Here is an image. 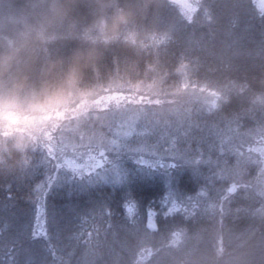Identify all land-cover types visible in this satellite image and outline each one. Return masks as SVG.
I'll return each mask as SVG.
<instances>
[{"label": "trees", "instance_id": "trees-1", "mask_svg": "<svg viewBox=\"0 0 264 264\" xmlns=\"http://www.w3.org/2000/svg\"><path fill=\"white\" fill-rule=\"evenodd\" d=\"M248 2L160 0L126 37L98 45L102 56L87 83L103 99L87 118L113 111L92 132L109 134L119 97L121 106L126 101L142 106L137 132H145L151 144L179 149L184 161L199 162L172 172L171 196L155 172L126 168L122 182H96L55 198L53 188L44 192L51 171L42 164L45 153L37 150L27 174L0 178V219L25 226L37 250L69 246L76 255L89 234L107 230L123 243L128 239L123 221L139 222L124 254L143 250L138 264H172L176 257L212 264L222 247H264V157L253 152L248 135L264 125V22ZM262 3L257 0V6ZM80 12L89 22L87 7ZM141 40L148 46L141 47ZM75 46L76 41L58 42L53 51L66 54ZM189 92L206 97L202 102ZM152 211L159 212L160 221L149 228L146 217ZM112 259L119 264L121 256L114 253Z\"/></svg>", "mask_w": 264, "mask_h": 264}, {"label": "clouds", "instance_id": "clouds-1", "mask_svg": "<svg viewBox=\"0 0 264 264\" xmlns=\"http://www.w3.org/2000/svg\"><path fill=\"white\" fill-rule=\"evenodd\" d=\"M82 5L88 9L89 22L80 12ZM159 7L160 0H0V178L27 174L37 150L45 153L43 166L59 173L61 180L85 188L108 178L106 166L112 162L106 153L116 140L56 143L57 133L87 119L103 99L87 83L102 56L98 45L120 41ZM169 7L176 10L174 4ZM247 8L264 22V3L257 6V0H249ZM144 40L141 47L148 46ZM72 41L77 46L66 54L53 51L58 42ZM94 158L104 163L93 167ZM68 161L84 174L77 175ZM0 223L7 225L0 231V264H113L114 253L121 256L119 264H138L136 257L144 254L140 250L124 255L139 222L123 221L121 228L128 237L123 243L110 238L107 230L89 235L79 255L69 246L53 250L40 245L37 250L25 226L11 219ZM172 264L187 262L176 257ZM212 264H264V247L252 243L222 247Z\"/></svg>", "mask_w": 264, "mask_h": 264}, {"label": "rangeland", "instance_id": "rangeland-1", "mask_svg": "<svg viewBox=\"0 0 264 264\" xmlns=\"http://www.w3.org/2000/svg\"><path fill=\"white\" fill-rule=\"evenodd\" d=\"M189 97H195L196 99H200L203 102V97H206L204 94L200 92H189ZM120 98V97H119ZM116 99L117 102V108H115L114 111H117L115 114V118L117 121L113 123V128H111L107 133L108 135L104 133V135L93 133L94 127H97L99 122L102 121V118L104 117H111L112 110H102L92 113L93 116L90 119H85L80 123L73 122L71 125H69L66 129H64L62 132L57 133L56 143L63 141L64 143H88L89 141L92 142H99L101 140H116L118 143L121 144L119 147H112L111 153H106L109 160L112 162L110 165H107L106 167L109 168L108 178L107 182L115 183V177L116 174L119 173L121 180L125 178L124 176V170L126 168H132L135 169V172H149V173H156L159 175L161 183L164 187V192L166 193L169 191L172 193V189L169 187L171 181L172 172L175 170H182L185 168H195L199 165V162H188L184 161L182 156H184V153H181L178 151L179 149L176 148H169L168 150L166 148H163L158 144V142L151 144V141L145 137V132H143L144 135L140 134L136 131V128H140L142 126V120L139 117V113L142 109V106L134 105V104H126L128 101L124 102L123 106L119 105L120 99ZM126 100V99H123ZM122 103V102H121ZM133 103V102H129ZM205 105V103H204ZM139 118V119H138ZM138 119V121H137ZM175 120V119H174ZM175 122H178L180 124L183 123V121L178 118L175 120ZM194 124V123H193ZM195 125V124H194ZM73 126V127H72ZM130 127H133L134 130L132 131L131 135L128 137L124 136H117V131L125 132ZM88 130L91 131H86ZM179 131L182 130V128H178ZM261 131V132H260ZM264 125H262L261 129L258 130V132H254L252 130L250 132L249 137H252L254 142V149L255 154L260 155L264 157ZM185 133V132H184ZM261 133V134H260ZM111 134V135H110ZM260 134V136H259ZM156 135L155 132H149L148 136H154ZM184 135V134H183ZM258 135V136H257ZM257 136V137H256ZM151 137L152 139L155 138ZM261 139V140H260ZM260 142H256L259 141ZM158 145L159 148L155 145ZM126 145V146H125ZM263 159V158H262ZM143 160L145 163H138V161ZM264 160V159H263ZM158 161V163H157ZM155 164V166H151ZM204 161H200V165H203ZM168 165H173L174 167L169 168ZM178 167V168H176ZM262 169H264V163L261 166ZM143 170V171H141ZM153 170V171H152ZM154 173V174H155ZM87 174V173H86ZM48 182L45 184V193H48L52 188L53 191H56V197H62L63 195H71L74 191L79 190V188L76 186V184L64 181L59 179V173H57L55 170H52L49 174ZM101 183L103 181H100ZM93 185V184H92ZM92 185L88 186L91 187ZM187 186H189L188 183H186ZM85 187V188H88ZM229 187V186H228ZM167 190V191H166ZM209 211H212L214 209V205H208ZM157 211H152L151 213V224H156L158 221H160V218L158 217ZM211 214V212H210ZM149 218L146 217L147 223L149 224ZM215 225V219L212 220Z\"/></svg>", "mask_w": 264, "mask_h": 264}, {"label": "snow or ice", "instance_id": "snow-or-ice-1", "mask_svg": "<svg viewBox=\"0 0 264 264\" xmlns=\"http://www.w3.org/2000/svg\"><path fill=\"white\" fill-rule=\"evenodd\" d=\"M133 130H134V128L133 127H130L127 131L124 132V136L125 137H128L129 135H131V133H132ZM119 146H121V144L118 143V141H117V142L114 143V146L113 147H119ZM94 159H95V164L93 165V167H98V166H100L101 164L104 163V160L102 158H94ZM138 163H145V161L140 160V161H138ZM157 163H158V161H157ZM67 166L72 167L77 175H83L84 174L83 172L79 171V166L75 165L72 161H68L67 162ZM151 166L154 167L155 164H153ZM167 167L172 168L174 166L173 165H168ZM90 170L91 169H88V170H85V171H90ZM141 171H143V170H141ZM120 180H121V177H120L119 173H117L114 182L115 183H119ZM76 186L78 188H82L80 185H76ZM169 196H171V193H169ZM101 207H103V205H101ZM173 207H175V204L174 203H173ZM129 211H131V209H129ZM149 222L151 223V214H150ZM6 228H7V225L3 224L2 226H0V231H4V230H6ZM89 235H91V234H89Z\"/></svg>", "mask_w": 264, "mask_h": 264}]
</instances>
